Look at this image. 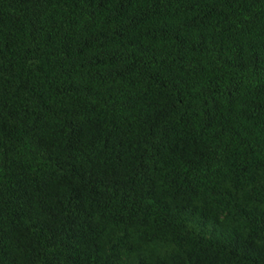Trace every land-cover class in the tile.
<instances>
[{
  "label": "trees",
  "instance_id": "trees-1",
  "mask_svg": "<svg viewBox=\"0 0 264 264\" xmlns=\"http://www.w3.org/2000/svg\"><path fill=\"white\" fill-rule=\"evenodd\" d=\"M0 264H264V0H0Z\"/></svg>",
  "mask_w": 264,
  "mask_h": 264
}]
</instances>
